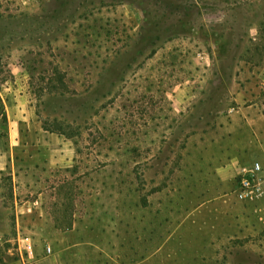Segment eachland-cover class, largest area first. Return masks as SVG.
Returning a JSON list of instances; mask_svg holds the SVG:
<instances>
[{"label": "rangeland", "instance_id": "obj_1", "mask_svg": "<svg viewBox=\"0 0 264 264\" xmlns=\"http://www.w3.org/2000/svg\"><path fill=\"white\" fill-rule=\"evenodd\" d=\"M261 103L264 0H0V264H264Z\"/></svg>", "mask_w": 264, "mask_h": 264}, {"label": "crops", "instance_id": "obj_2", "mask_svg": "<svg viewBox=\"0 0 264 264\" xmlns=\"http://www.w3.org/2000/svg\"><path fill=\"white\" fill-rule=\"evenodd\" d=\"M245 112V124L246 126L250 127V136L251 141L254 143H260V149L259 152H254L251 156L253 158V162H259L263 168V173L261 176H264V103H261L260 106L258 105H252L250 107H246L244 109ZM259 158V159H258ZM252 162V163H253ZM9 163V152H1L0 151V173H4V169L7 167V164ZM244 167V166H243ZM243 167H239L235 170V172L230 171L228 173V176H235V178L238 176V173L241 171ZM246 167V166H245ZM231 176V178H232ZM237 195V193H235ZM259 201V206L261 207V211H263V217L264 220V192L263 195ZM77 244L76 242H73V246ZM264 248V246H263ZM40 263V262H39Z\"/></svg>", "mask_w": 264, "mask_h": 264}, {"label": "built area", "instance_id": "obj_3", "mask_svg": "<svg viewBox=\"0 0 264 264\" xmlns=\"http://www.w3.org/2000/svg\"><path fill=\"white\" fill-rule=\"evenodd\" d=\"M2 113H0V117ZM263 168L259 162L250 163L249 166L243 167L236 177V188L235 191L238 197L245 201L253 202L262 197L264 192V176ZM22 245L24 254L27 259L26 263L30 264L33 259L32 245L28 240H23ZM47 253H51L50 248L46 249ZM25 262V261H24Z\"/></svg>", "mask_w": 264, "mask_h": 264}, {"label": "trees", "instance_id": "obj_4", "mask_svg": "<svg viewBox=\"0 0 264 264\" xmlns=\"http://www.w3.org/2000/svg\"><path fill=\"white\" fill-rule=\"evenodd\" d=\"M2 110L3 109L0 107V113H1ZM2 117H3V120L5 121V116L3 115V113H2Z\"/></svg>", "mask_w": 264, "mask_h": 264}]
</instances>
